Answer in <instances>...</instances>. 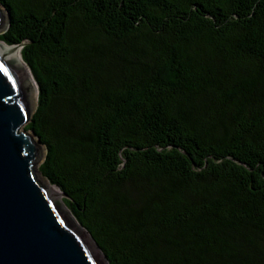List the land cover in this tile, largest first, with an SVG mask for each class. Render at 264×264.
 Here are the masks:
<instances>
[{
    "label": "trees",
    "instance_id": "trees-1",
    "mask_svg": "<svg viewBox=\"0 0 264 264\" xmlns=\"http://www.w3.org/2000/svg\"><path fill=\"white\" fill-rule=\"evenodd\" d=\"M0 7L37 169L109 264H264V0Z\"/></svg>",
    "mask_w": 264,
    "mask_h": 264
},
{
    "label": "water",
    "instance_id": "water-1",
    "mask_svg": "<svg viewBox=\"0 0 264 264\" xmlns=\"http://www.w3.org/2000/svg\"><path fill=\"white\" fill-rule=\"evenodd\" d=\"M7 22L0 7V33ZM25 78L0 52V264H109L90 233L36 176L42 145L23 129L34 110Z\"/></svg>",
    "mask_w": 264,
    "mask_h": 264
},
{
    "label": "bare ground",
    "instance_id": "bare-ground-1",
    "mask_svg": "<svg viewBox=\"0 0 264 264\" xmlns=\"http://www.w3.org/2000/svg\"><path fill=\"white\" fill-rule=\"evenodd\" d=\"M0 52L7 55L8 58L11 59L13 62L15 61L19 65L18 67L23 71V74H25L26 83L30 86L31 92H32L30 96V101L33 103V101H35L37 97L36 96L37 95L36 84L33 81L31 75H29V70L25 66V64L23 63L20 57L19 47L9 46V45L4 44L3 42H0ZM45 183H46L49 193L54 196L55 194L53 190L58 191V188H56L55 186L51 188L50 186L52 185L48 184L47 182Z\"/></svg>",
    "mask_w": 264,
    "mask_h": 264
},
{
    "label": "rangeland",
    "instance_id": "rangeland-1",
    "mask_svg": "<svg viewBox=\"0 0 264 264\" xmlns=\"http://www.w3.org/2000/svg\"><path fill=\"white\" fill-rule=\"evenodd\" d=\"M19 51H20V47H19ZM20 57H21V55H20ZM22 59V58H21ZM23 61V60H22ZM24 62V61H23ZM14 63L17 65V66H19L15 61H14ZM37 86V85H36ZM32 93V92H31ZM31 93H30V96H31ZM37 96V95H36ZM32 98V97H31ZM36 99H37V97H36ZM36 99H35V101H33V103L31 102V108L32 109H34L35 108V105H36ZM44 151H45V149H44V147L42 146V157H41V159H40V163H41V161H42V158H43V156H44ZM39 163V164H40ZM37 173H36V176H37V178L40 180V181H42L43 183H45V182H47V180L43 177V176H41V174H40V172L38 171V169H37V171H36ZM49 183V182H48ZM46 184V183H45ZM50 184V183H49ZM50 185H52V184H50ZM54 185H52V186H50L51 188L53 187ZM54 191V197H55V200L57 201V203L59 204V205H61V203H60V201H62V196H61V191L58 189V191H55V190H53ZM65 205V204H64ZM62 209H63V207H62ZM69 215H70V213H68Z\"/></svg>",
    "mask_w": 264,
    "mask_h": 264
}]
</instances>
